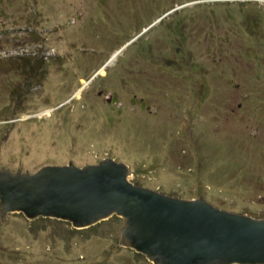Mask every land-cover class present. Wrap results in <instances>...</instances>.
Here are the masks:
<instances>
[{
	"label": "rangeland",
	"instance_id": "rangeland-1",
	"mask_svg": "<svg viewBox=\"0 0 264 264\" xmlns=\"http://www.w3.org/2000/svg\"><path fill=\"white\" fill-rule=\"evenodd\" d=\"M107 158L264 218V0H0V170ZM123 223L0 216V264H154Z\"/></svg>",
	"mask_w": 264,
	"mask_h": 264
},
{
	"label": "water",
	"instance_id": "water-1",
	"mask_svg": "<svg viewBox=\"0 0 264 264\" xmlns=\"http://www.w3.org/2000/svg\"><path fill=\"white\" fill-rule=\"evenodd\" d=\"M130 173L112 158L36 173L0 170L1 220L21 212L81 229L117 215L124 219L120 245L154 264H264V218L136 185Z\"/></svg>",
	"mask_w": 264,
	"mask_h": 264
},
{
	"label": "trees",
	"instance_id": "trees-1",
	"mask_svg": "<svg viewBox=\"0 0 264 264\" xmlns=\"http://www.w3.org/2000/svg\"><path fill=\"white\" fill-rule=\"evenodd\" d=\"M40 219H44V218H40Z\"/></svg>",
	"mask_w": 264,
	"mask_h": 264
},
{
	"label": "bare ground",
	"instance_id": "bare-ground-1",
	"mask_svg": "<svg viewBox=\"0 0 264 264\" xmlns=\"http://www.w3.org/2000/svg\"><path fill=\"white\" fill-rule=\"evenodd\" d=\"M103 71V70H102Z\"/></svg>",
	"mask_w": 264,
	"mask_h": 264
}]
</instances>
